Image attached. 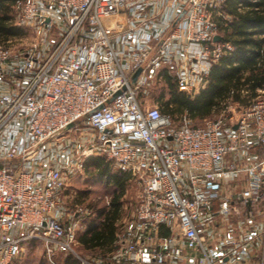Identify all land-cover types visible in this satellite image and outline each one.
Returning a JSON list of instances; mask_svg holds the SVG:
<instances>
[{"label":"built area","instance_id":"built-area-1","mask_svg":"<svg viewBox=\"0 0 264 264\" xmlns=\"http://www.w3.org/2000/svg\"><path fill=\"white\" fill-rule=\"evenodd\" d=\"M224 2L16 0L15 23L36 30L38 41L18 57L0 46V81H20L13 91L0 90V264H15L31 240L44 245L50 264H59L54 258L62 251L81 264H100L75 252L82 224L64 220L59 209L67 172L82 169V157L95 153L140 186L111 264H180L186 249L203 251L204 264H239L246 258L230 249L219 255L206 250V210L220 195V189L207 186L214 175L237 178L245 170L240 205L227 199L224 211L246 214L251 222L260 213L264 156L253 149L264 151V89L235 122L207 118L199 126L187 114L174 118L138 100L144 87L166 74L190 93L191 63L217 61L232 50L231 43L215 39L216 18H228L221 12ZM55 26L59 35L53 38ZM80 124L93 130L98 144L74 163L44 164L47 144L58 146L65 131ZM244 152L253 161L226 164L230 155ZM163 230L169 233L162 235Z\"/></svg>","mask_w":264,"mask_h":264},{"label":"trees","instance_id":"trees-1","mask_svg":"<svg viewBox=\"0 0 264 264\" xmlns=\"http://www.w3.org/2000/svg\"><path fill=\"white\" fill-rule=\"evenodd\" d=\"M15 3L16 0H0V46H7L8 41L25 33L14 22ZM221 12L228 18H216L218 31L223 42L231 43L232 50L217 61H212L206 76L207 84L196 96L181 90L176 78L166 74L163 82L170 96L164 100V94L160 93L159 107L163 113L174 118L187 113L193 120H205L224 112L230 104H238L245 109L259 95L258 89H264V0H225ZM148 85L140 93L146 92ZM253 151L264 156L261 147ZM111 162L102 156L89 157L84 162V170L92 171L97 182L112 188V198L107 206L98 208L81 221L82 227L76 236L83 249L98 252L89 259L98 260L100 264H111L118 248L117 239L124 213L123 199L128 183L134 179L124 169L112 172ZM168 233L163 230L162 235ZM35 243L41 242H27L32 248ZM58 253L65 254L62 262L56 261L59 264H81L71 252ZM42 264H50L45 256Z\"/></svg>","mask_w":264,"mask_h":264},{"label":"rangeland","instance_id":"rangeland-1","mask_svg":"<svg viewBox=\"0 0 264 264\" xmlns=\"http://www.w3.org/2000/svg\"><path fill=\"white\" fill-rule=\"evenodd\" d=\"M22 28L25 31L23 36L7 42V47L10 49L14 57H18L23 54L38 41V34L36 30L32 27ZM57 28L58 26H55L53 32L51 33L53 38L59 35ZM168 92V87L163 81L152 80L150 85H148L146 92L139 94L138 100L143 107H153L156 105L160 106V93L164 94V100H166L170 96ZM241 112L242 107L238 104H230L229 108L224 112L218 115H212L209 118L223 117L226 122H229L230 118L233 116V119H231L232 121L230 122H234L240 117ZM204 121L205 120L203 119H194L193 123L199 126L202 125ZM70 142L73 144L69 145ZM97 144L98 142L93 134V130L85 127L83 124H80L77 129L71 128L66 130L64 135L59 138L58 146L54 145V143L47 144L49 149L46 152L44 164L60 166L68 161H72L74 163L82 151ZM97 156H102L105 157L106 160H109L106 156L96 153L87 157L83 156L82 158H84L85 162L87 158ZM111 163L112 172H119L123 170L115 162L112 161ZM91 172L92 171L84 170V167L82 169H77L76 166L71 171L67 172L66 176L68 177V180L66 188L62 191L59 198V209L64 213V218L71 216L72 220L79 218L81 222L85 219V217L92 215L95 210L107 206L110 202L112 198V188L106 187L104 183L97 182L96 179H94V174L92 175ZM139 194L140 186L137 184L135 179H132L127 185L126 194L123 199L124 213L122 223H126L131 220L137 206ZM75 213H77V215H75ZM204 245L206 250L211 252L210 244L206 241V239H204ZM34 246L35 248L30 250L31 248H29V245H25L23 253H21V255L15 260V264H42V261H44V250L42 247H39V243H35ZM74 248L75 252L82 257L89 258L98 254L96 251L93 252L83 249L78 242H76ZM254 254L255 255H253L254 257H252L250 264H259L262 259L261 255H264V247L263 249L261 248L258 253ZM72 255L76 257L75 254L72 253ZM64 256V253H57L55 255V260L62 262ZM203 258V251L186 249L184 259L180 260V264H203Z\"/></svg>","mask_w":264,"mask_h":264},{"label":"crops","instance_id":"crops-1","mask_svg":"<svg viewBox=\"0 0 264 264\" xmlns=\"http://www.w3.org/2000/svg\"><path fill=\"white\" fill-rule=\"evenodd\" d=\"M116 47L118 52H120L121 47L118 43L116 44ZM192 48L197 49L198 46L193 44ZM211 65L212 61L210 60H198L191 63L190 68L192 71L188 74V81L191 86L189 94L196 96L206 86V76L209 73ZM19 82L20 81L16 77H11L5 82L0 81V90L13 91L15 85ZM230 121H232L231 118ZM251 161H253V156L244 152L241 156L235 154L230 155L226 159V164L229 165L231 163H236L244 166ZM246 186L247 174L245 170H242L237 178H223L220 175H214L212 176L211 182L207 186L208 190L220 189V195L219 197L213 199L211 206L206 210L205 219L209 222L205 235L206 241L210 244L211 253L214 255H219L228 249L234 250L239 257H242L243 254L247 255L246 258H243L239 264H250L252 257H254L253 255H255L254 253H258V251L264 247V236L261 229V211L264 209V201L260 205V213L255 216L252 222L247 218L246 214L237 215L233 212L227 213L224 211V204L227 199H230V203L234 206L240 205L237 200V193H239ZM64 216L65 215H63V217ZM65 219H67V221L72 220L71 216H67L64 220ZM76 219L79 218H75L73 220ZM39 247L43 248L45 253L44 256L46 257L44 245L39 243ZM29 248L32 250L35 246L33 248L29 246ZM21 253H23V250ZM261 256V262L264 264V255ZM261 262L259 264H261Z\"/></svg>","mask_w":264,"mask_h":264},{"label":"water","instance_id":"water-1","mask_svg":"<svg viewBox=\"0 0 264 264\" xmlns=\"http://www.w3.org/2000/svg\"><path fill=\"white\" fill-rule=\"evenodd\" d=\"M184 11L179 15V17L177 18V20L175 21V23L174 24H176L181 18H182V16L184 15ZM216 40H221V36L220 35H217L216 36V38H215ZM141 71H142V69L140 68V69H138L134 74H133V76H132V79H131V82L132 83H135L136 81H137V78H138V76L140 75V73H141ZM117 94H115L114 95V97L116 96ZM72 125H69L68 127H71ZM237 126L238 125H236L235 126V128H237ZM263 191H264V187H263Z\"/></svg>","mask_w":264,"mask_h":264}]
</instances>
